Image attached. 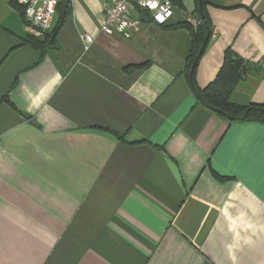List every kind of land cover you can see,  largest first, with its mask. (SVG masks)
<instances>
[{"label": "crops", "instance_id": "obj_1", "mask_svg": "<svg viewBox=\"0 0 264 264\" xmlns=\"http://www.w3.org/2000/svg\"><path fill=\"white\" fill-rule=\"evenodd\" d=\"M105 1L69 0L43 50L0 0V264H264V122L199 101L196 0L131 36L101 30ZM205 1L200 88L229 48L264 59V0ZM231 100L264 104L263 66Z\"/></svg>", "mask_w": 264, "mask_h": 264}, {"label": "trees", "instance_id": "obj_2", "mask_svg": "<svg viewBox=\"0 0 264 264\" xmlns=\"http://www.w3.org/2000/svg\"><path fill=\"white\" fill-rule=\"evenodd\" d=\"M196 5L198 11L197 17L201 22L195 26L191 24H183V26L190 28L193 37L192 47L187 58L186 76L190 80L199 101L222 117L228 119L230 122H264V104L252 103L244 105L235 103L231 100L232 92L238 82L249 72L259 71L261 69L259 63L247 60L229 48L226 50L224 63L216 78L205 88H200L196 85L195 71L204 53L200 54L201 46L207 32H209L210 36L212 34L211 22L205 11L206 1L202 0L204 16H202L199 8V0H196ZM58 9H62V15H67L70 11L69 0H59L56 13ZM57 29L58 28L55 27L54 30H51L44 39H39L28 34V41L44 50L46 47L55 43Z\"/></svg>", "mask_w": 264, "mask_h": 264}, {"label": "built area", "instance_id": "obj_3", "mask_svg": "<svg viewBox=\"0 0 264 264\" xmlns=\"http://www.w3.org/2000/svg\"><path fill=\"white\" fill-rule=\"evenodd\" d=\"M18 3L24 8L27 34L44 39L52 29L59 0H18ZM152 3L157 6L152 7ZM174 10L172 0H106L101 30L107 34L131 36L140 29L143 17L157 26H166L173 18ZM82 38L86 48L93 42L90 34ZM258 63L264 67V59Z\"/></svg>", "mask_w": 264, "mask_h": 264}, {"label": "water", "instance_id": "obj_4", "mask_svg": "<svg viewBox=\"0 0 264 264\" xmlns=\"http://www.w3.org/2000/svg\"><path fill=\"white\" fill-rule=\"evenodd\" d=\"M199 6H200V10H201L202 16H204L202 0H199ZM143 20H146V18L143 17ZM209 38H210V34H209V32H207V34L205 36V39H204V42H203V44L201 46L200 54H202L204 52V50H205V48L207 46V43L209 41ZM194 65H195V63H194ZM194 65H193V67H194Z\"/></svg>", "mask_w": 264, "mask_h": 264}, {"label": "snow or ice", "instance_id": "obj_5", "mask_svg": "<svg viewBox=\"0 0 264 264\" xmlns=\"http://www.w3.org/2000/svg\"><path fill=\"white\" fill-rule=\"evenodd\" d=\"M151 6L155 8L157 5L155 3H152ZM160 19H163V17H160Z\"/></svg>", "mask_w": 264, "mask_h": 264}]
</instances>
